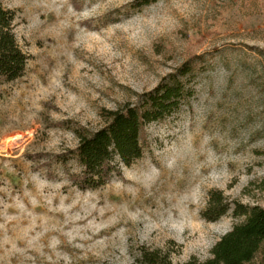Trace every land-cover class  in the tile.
Returning a JSON list of instances; mask_svg holds the SVG:
<instances>
[{
	"label": "rangeland",
	"instance_id": "374dc122",
	"mask_svg": "<svg viewBox=\"0 0 264 264\" xmlns=\"http://www.w3.org/2000/svg\"><path fill=\"white\" fill-rule=\"evenodd\" d=\"M0 1L31 57L1 88L0 264L206 261L240 222L202 217L212 191L264 206V0ZM188 63L192 96L148 127L145 157L103 188H77L57 158L78 146L71 129H100L104 110Z\"/></svg>",
	"mask_w": 264,
	"mask_h": 264
},
{
	"label": "trees",
	"instance_id": "16d2710c",
	"mask_svg": "<svg viewBox=\"0 0 264 264\" xmlns=\"http://www.w3.org/2000/svg\"><path fill=\"white\" fill-rule=\"evenodd\" d=\"M152 1L135 0L133 7L140 9ZM15 23V12L0 1V95L3 85L24 77L31 58L17 40ZM198 60L203 61V57ZM195 70L192 63H188L164 79L156 89L136 95L135 103L127 102L119 109L104 110L101 114L104 125L96 131L72 128L78 146L57 156L69 180L82 191L97 190L114 178H121L123 167L129 168L142 160L149 148L148 127L180 111L192 96L185 79ZM70 157L76 160L79 172L70 170ZM262 185L264 188V180ZM230 213L240 222L214 246L211 258L206 261L193 259L184 264H253L260 256L264 259V206L230 201L222 191H212L202 217L208 222H217ZM141 262L172 264L170 256L160 251L144 252Z\"/></svg>",
	"mask_w": 264,
	"mask_h": 264
}]
</instances>
